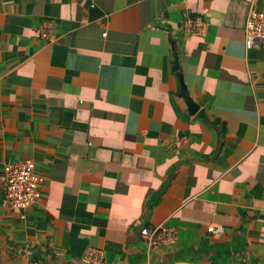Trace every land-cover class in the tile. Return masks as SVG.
Here are the masks:
<instances>
[{
	"label": "crops",
	"instance_id": "crops-1",
	"mask_svg": "<svg viewBox=\"0 0 264 264\" xmlns=\"http://www.w3.org/2000/svg\"><path fill=\"white\" fill-rule=\"evenodd\" d=\"M251 10L264 0H0V264H91L89 247L103 264H264ZM27 159L40 196L12 207L4 168ZM157 225L176 241L152 247Z\"/></svg>",
	"mask_w": 264,
	"mask_h": 264
},
{
	"label": "built area",
	"instance_id": "built-area-1",
	"mask_svg": "<svg viewBox=\"0 0 264 264\" xmlns=\"http://www.w3.org/2000/svg\"><path fill=\"white\" fill-rule=\"evenodd\" d=\"M188 30L191 35H199L202 32L203 23L198 19L190 20ZM48 29L45 27L41 31L42 36L48 37ZM246 47L251 48L259 44L264 48V12L251 10L245 34ZM188 139L181 137L178 139V146H185ZM6 180V197L12 207H28L40 196V187L43 182V175L37 172L35 161L27 159L17 164H8L4 168ZM210 232L219 231L218 228L211 226ZM141 234L147 239L152 247L168 246L177 239V233L173 228L157 225L154 227H143ZM83 259L91 264H103L105 253L96 247H89Z\"/></svg>",
	"mask_w": 264,
	"mask_h": 264
},
{
	"label": "water",
	"instance_id": "water-1",
	"mask_svg": "<svg viewBox=\"0 0 264 264\" xmlns=\"http://www.w3.org/2000/svg\"><path fill=\"white\" fill-rule=\"evenodd\" d=\"M175 67H178V59H176V63H175ZM180 79L182 81V86H183V90H182V95L185 97V99L187 100L188 104H190L191 110H197V103L192 99V97L190 96L189 91L187 90V88L184 85V81L182 78V74H179Z\"/></svg>",
	"mask_w": 264,
	"mask_h": 264
},
{
	"label": "trees",
	"instance_id": "trees-1",
	"mask_svg": "<svg viewBox=\"0 0 264 264\" xmlns=\"http://www.w3.org/2000/svg\"><path fill=\"white\" fill-rule=\"evenodd\" d=\"M117 71H118V72H117ZM115 74L118 76V75L120 74V71H119V70H116V71H115ZM122 85L125 86L124 83H122ZM125 90H126V92H127V90H128V87H127V86L125 87Z\"/></svg>",
	"mask_w": 264,
	"mask_h": 264
}]
</instances>
